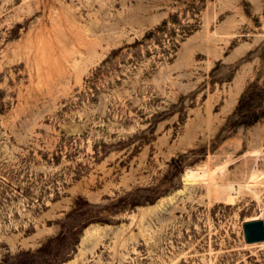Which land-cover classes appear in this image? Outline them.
I'll return each mask as SVG.
<instances>
[{"label":"rangeland","instance_id":"rangeland-1","mask_svg":"<svg viewBox=\"0 0 264 264\" xmlns=\"http://www.w3.org/2000/svg\"><path fill=\"white\" fill-rule=\"evenodd\" d=\"M254 218L264 0H0V264H264Z\"/></svg>","mask_w":264,"mask_h":264},{"label":"bare ground","instance_id":"bare-ground-1","mask_svg":"<svg viewBox=\"0 0 264 264\" xmlns=\"http://www.w3.org/2000/svg\"><path fill=\"white\" fill-rule=\"evenodd\" d=\"M82 44H83V42H82ZM215 175H216V172L213 171L210 168V166L208 165L207 162H204V163H202L200 165H197L195 167H188L187 170H186V172L183 174V180L185 181V183L187 185L188 184H194V183H196L198 181H203L207 185H209V187H210V185L212 183V180L215 178ZM243 187H249V186L248 185L241 184V183H234V184H232V183H225V184H220L219 185L220 192H221V196L224 197L225 200L229 199L230 201H231V198H233V199L236 198V196L238 195L239 190L241 188H243ZM184 192H185V190H182V189H179V190L176 191V193L178 195H181ZM167 198L168 199H172V196H169ZM259 219H261V218H254L251 221H256V220H259ZM251 221L249 220V222H251ZM98 229H99L98 226H91V227H89L87 229L86 238L90 239L91 236H93V234L91 233V231L92 230H98ZM257 242H261V241H254V242H250V243H257ZM72 263L75 264L76 261L73 260L71 262H68L67 264H72Z\"/></svg>","mask_w":264,"mask_h":264},{"label":"water","instance_id":"water-1","mask_svg":"<svg viewBox=\"0 0 264 264\" xmlns=\"http://www.w3.org/2000/svg\"><path fill=\"white\" fill-rule=\"evenodd\" d=\"M247 242L264 240V222L261 220L251 221L244 224Z\"/></svg>","mask_w":264,"mask_h":264},{"label":"trees","instance_id":"trees-1","mask_svg":"<svg viewBox=\"0 0 264 264\" xmlns=\"http://www.w3.org/2000/svg\"><path fill=\"white\" fill-rule=\"evenodd\" d=\"M253 122H255V121H251L250 123H253Z\"/></svg>","mask_w":264,"mask_h":264}]
</instances>
